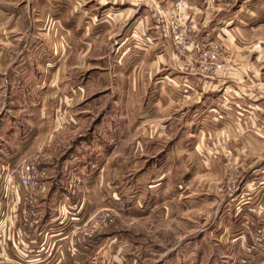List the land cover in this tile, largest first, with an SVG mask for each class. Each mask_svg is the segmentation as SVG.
<instances>
[{
	"label": "rangeland",
	"instance_id": "rangeland-1",
	"mask_svg": "<svg viewBox=\"0 0 264 264\" xmlns=\"http://www.w3.org/2000/svg\"><path fill=\"white\" fill-rule=\"evenodd\" d=\"M241 1L237 9L238 0H213L211 8L200 0L192 11L234 20L253 12ZM80 6L0 0V89L12 94L1 102L0 90V114L14 127L13 150L22 151L5 174L36 160L45 184L59 182L43 184L38 196L51 190L62 194L51 207L63 199L75 214L78 206L77 222L54 227L51 239L76 244L71 264H264V145L242 150L264 143L263 29L231 31L230 21L211 31L179 3L153 6L147 24L160 34H145V56L120 59V40L91 47L78 37ZM95 10L83 26L93 27ZM254 98L244 106L252 117L240 108ZM21 206L25 232L40 204L25 226Z\"/></svg>",
	"mask_w": 264,
	"mask_h": 264
},
{
	"label": "crops",
	"instance_id": "crops-1",
	"mask_svg": "<svg viewBox=\"0 0 264 264\" xmlns=\"http://www.w3.org/2000/svg\"><path fill=\"white\" fill-rule=\"evenodd\" d=\"M199 1L200 0H75V2H78V6L81 5L85 8L80 12L78 11V29L80 31L78 37L82 35L81 38L90 40L91 47L97 45V43H99V40H102L104 37H107L109 41L117 39L120 40L119 42H115L117 44L116 51H118V49H127V52H124L122 54V58L120 59L126 58V56L130 53H132V55L135 57L142 55L145 56L148 48H145V46L143 45V40H145L146 35H149L150 38H155L158 34H160V32H158L157 29L154 28L152 22H150L149 25L147 24L148 14L145 15V13L150 12L153 6L160 5L162 7H166L171 5L172 3H179L184 13L194 14L195 22L198 24H203V26L208 25L211 31L212 28L217 25L221 26L223 23H226V25L228 26L229 24L227 23H229L230 21H234V25H230L235 30H232V27H230L229 29L231 31H240V28L246 29L247 27H249V29L254 32L260 31V29H263L264 32V14H261V10L264 8V0L241 1H249L246 3H251L253 12L251 13V15H246L244 12V15L242 16H235L234 20H232L231 17L222 18L216 15H214L216 17L214 18V16H211V13L206 11H202V15L198 16L192 11V9L202 6L203 1L204 3L206 2L207 5H209L208 8H211L210 4L213 0H202V2ZM216 1L220 2V0ZM87 7H91V9L86 11ZM236 7L237 9L240 8V0H238ZM256 7H258L257 11H255ZM95 9L101 11L96 14L97 17H94L95 19L92 18V24L90 25L93 27L89 28V26H83L82 19H84L85 15L87 17L88 14L91 16H95L93 15L96 11ZM128 37H131L129 38V41L124 42ZM130 39H132L131 41L133 42H131ZM103 58L105 57L103 56L97 59L100 60ZM1 67L2 65H0V69ZM100 74L104 75V73ZM260 75L261 74H259L258 76L259 79ZM237 80L235 81V83H240V78H237ZM9 83L11 84L12 82L10 81ZM87 84L88 82L86 83V85ZM67 85L69 84H64L65 87H67ZM79 86L82 87L81 84ZM6 87L4 90L0 89L2 90V93L4 92L3 95H5L2 96L1 102L12 97L11 90H7ZM223 94L225 95V92H223ZM255 102H257L256 98L249 101L243 100L241 103L243 107L240 109H242L243 113H247L248 116H252L254 115V112H252L251 108H249V110H245V107H251L252 105L254 106ZM235 103L240 104V101H236ZM237 107L239 108V106ZM0 116V181H2L3 174L6 173V171H15L12 170V167L17 165L18 155L22 151L13 150L10 143L12 139L11 135L14 134V127L10 128L8 126V119L4 121V118L7 116L4 112H2ZM9 116L10 118H14L13 115ZM10 125L13 126L12 124ZM237 127L238 125H236L235 127L236 131ZM262 145H264L263 142L253 141L251 142V144L247 143L245 146H242V150H248V152L252 151L253 153L255 151H262ZM16 147L20 149L23 146L21 147L19 144H16ZM235 149L237 151H240V143L236 145ZM259 171L261 173L259 174V176L261 175L259 179L264 180V165L260 167ZM59 181L61 180L59 179ZM51 183H54L55 185L59 183L56 180V176H54L53 180L51 179L46 182V187L49 186V189H51ZM251 183L253 182L250 180L246 182L247 186ZM262 183V185H264V182ZM77 188L78 186L76 185L75 189ZM106 190V193L108 194V189L106 188ZM258 192L263 197L264 186L259 187ZM46 193V195H41L40 193L39 196H37L36 204L38 206L40 204L38 208L40 212L39 218H37L36 222H33L25 230V232L20 231L17 222V215L19 214L22 207L21 205H18L19 194L11 196L8 199L4 198L2 200V198H0L2 200H0V264H36V258L39 257L40 259H38L37 262L45 264H55V262L56 264H71V262H78V248H76L77 246L75 243H72L73 241L69 239L65 241L63 238L52 240L51 238L53 235H50L51 233L48 234V232L54 231V227L56 226H62L60 227L58 232L65 230L68 227L69 223H73L72 219L76 220L77 222L78 218H76V215H78V206H76V208L74 209L76 211L75 214L70 213L69 209H71V207L66 206L67 203L65 200L58 198L60 199L59 202L60 204H62V206H60L59 204V207L57 208L51 207L50 204L52 203L51 200H53V197H59L62 194L59 193L60 195H56V192H52L51 190ZM64 194L66 195L67 193ZM244 205L245 204H243V206ZM257 206L258 204L254 206V210H256ZM244 211L245 208L240 210V213L242 212V214H245ZM42 231L47 234V238L45 235V237L41 236ZM59 236H61V234H59ZM52 245H55V247L57 248L52 255H49L51 253L49 252V249L52 247ZM35 248L37 249L35 250ZM38 248L41 250H39ZM60 249H62V252H59L61 254L60 256H58V253L56 252H58V250L60 251ZM48 252L49 254L46 255V253ZM35 253H40V256L35 255Z\"/></svg>",
	"mask_w": 264,
	"mask_h": 264
},
{
	"label": "built area",
	"instance_id": "built-area-1",
	"mask_svg": "<svg viewBox=\"0 0 264 264\" xmlns=\"http://www.w3.org/2000/svg\"><path fill=\"white\" fill-rule=\"evenodd\" d=\"M47 171L40 168L36 160L24 164L15 175L3 174L1 184H5L4 193L0 190V198H10L19 194V205H23L20 215L22 225H27L37 215L36 204L38 191L45 184ZM44 182V183H43Z\"/></svg>",
	"mask_w": 264,
	"mask_h": 264
}]
</instances>
